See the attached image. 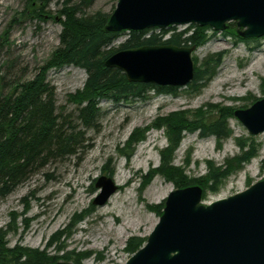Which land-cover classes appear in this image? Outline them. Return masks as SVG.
Here are the masks:
<instances>
[{"label": "rangeland", "instance_id": "rangeland-1", "mask_svg": "<svg viewBox=\"0 0 264 264\" xmlns=\"http://www.w3.org/2000/svg\"><path fill=\"white\" fill-rule=\"evenodd\" d=\"M66 1L52 0L41 12L46 18L39 20L35 18L37 6L30 7L31 0H0L2 93L7 95L18 84L34 79L61 46L60 19L65 18L60 11ZM118 3L119 0H70L68 5L79 17H109V21ZM169 28L175 30L164 40L173 32L189 29H166ZM240 31L243 29L236 22L227 23L222 32L209 28L207 43L193 52L195 70H203L206 59L222 54L217 73L206 87L195 91L189 84L177 89V95L153 90L147 93V99L102 100L99 115L91 125L79 117V107L71 103V95L85 86L86 71L75 66L52 69L48 81L55 88L56 112L61 114L57 130L72 135L78 143L75 151L66 155L57 153L58 146L53 145L52 153L45 152L26 181L0 197V230L6 233L8 246L47 250L51 255L85 254L81 264H126L133 255L130 240H142L140 248L146 244L161 217L158 212L164 211L167 197L178 189L163 175L151 173L162 166V152L170 146L166 128L158 130L153 125L158 118L172 113L183 112L190 119L203 115L206 122L226 117L230 130V136L222 140L216 136L202 139L199 132L185 135L171 161L189 180L209 176L212 168L225 170L246 152L256 154L241 168L236 166L233 174L216 184L214 190H208V183H204L205 187L194 185L203 189V197L206 194L204 204L264 180V134H251L235 116L236 110L248 109L264 99V37L244 40ZM129 33L120 32L109 49L119 50ZM136 130L144 135L129 147L127 142ZM111 170L119 189L104 206L94 205L100 193L95 183ZM149 178V184L144 186ZM77 214H82L83 219L69 230ZM63 230L65 235L48 247L50 239ZM61 261L77 264L75 260L58 262Z\"/></svg>", "mask_w": 264, "mask_h": 264}, {"label": "trees", "instance_id": "trees-1", "mask_svg": "<svg viewBox=\"0 0 264 264\" xmlns=\"http://www.w3.org/2000/svg\"><path fill=\"white\" fill-rule=\"evenodd\" d=\"M32 1L30 7L37 6V9L34 8L37 13L35 18L44 20L46 17L40 12H43V8L49 6L52 0ZM69 1L64 3L60 11V15L65 18L60 19L63 26L61 46L34 79L18 84L7 95L0 91V197L9 195L17 185L26 181L32 167L45 157V152L52 153L53 145L58 146L57 153L65 155L73 153L76 149L77 140H74L72 135L67 136L57 130L60 118L54 114L55 89L48 81V73L52 69L72 65L86 71L87 80L84 88L71 95V100L79 107V117L91 125L99 115L102 100L121 102L131 98L147 99V93L153 90L162 95H177L178 88L175 87L128 82L125 74L120 70L106 67L105 61L112 54L124 49L164 44L199 48L208 41L206 34L208 27L192 25L182 32H173L166 40L164 38L175 28L165 29L160 33H156L157 29H150L130 32L126 42L120 46L119 50L114 51L109 48L120 33H111L106 30L109 17L104 20L79 17L75 8L68 5ZM56 19L59 20V18ZM221 57L222 54L211 56L205 60L203 70H195V78L190 84L192 89L199 91L207 86L217 73ZM203 117L198 115L197 118L190 119L185 113L180 112L157 119L153 127L158 130L166 128L170 146L163 150V164L151 172L153 175H163L167 181L175 183L178 189L194 185L205 187L204 183H208V190L212 191L216 184H220L233 174L236 166L241 168L256 156L252 151L246 152L235 158L234 165H230L225 170L212 168L209 176L195 181L189 180L185 172L172 165L171 161L172 154L180 148L185 135L199 132L202 139L216 136L219 140L230 136L226 117L215 122H206ZM143 135V131L136 130L127 145L130 147L138 142ZM240 146H244L242 141ZM106 169L107 165L104 170ZM113 175L114 171L111 170L108 176L112 178ZM150 180L151 178L144 182V186L148 185ZM203 198L206 199V194ZM158 213L163 214L162 211ZM82 219V214H77L69 230ZM63 235L65 230L53 236L48 247L58 242ZM5 238L6 233L0 230V264H54L60 260H75V263L81 264L84 259L82 257L85 255H74V252L51 255L47 250L28 249L21 245L11 248ZM142 243V240H130L129 246L133 254Z\"/></svg>", "mask_w": 264, "mask_h": 264}, {"label": "water", "instance_id": "water-1", "mask_svg": "<svg viewBox=\"0 0 264 264\" xmlns=\"http://www.w3.org/2000/svg\"><path fill=\"white\" fill-rule=\"evenodd\" d=\"M231 22L243 29L239 35L244 40L264 37V0H119L106 30L197 25L222 32ZM195 50L141 46L115 52L105 65L120 70L130 83L182 88L195 78ZM235 116L251 134H264V99L236 110ZM95 187L100 190L93 201L97 206L119 189L107 176L97 179ZM202 199L199 186L173 190L146 244L126 264H264V180L209 204Z\"/></svg>", "mask_w": 264, "mask_h": 264}, {"label": "bare ground", "instance_id": "bare-ground-1", "mask_svg": "<svg viewBox=\"0 0 264 264\" xmlns=\"http://www.w3.org/2000/svg\"><path fill=\"white\" fill-rule=\"evenodd\" d=\"M40 14H42L41 12H40ZM42 16H44L43 14H42ZM45 17V16H44ZM231 23H234V22H231ZM230 23V24H231ZM147 30H150V29H147ZM69 66H72V65H69ZM76 67V66H75ZM84 70V69H83ZM52 86V85H51ZM53 87V86H52ZM54 88V87H53ZM55 89V88H54ZM71 103H73V104H75L73 101H71ZM55 104H56V101H55ZM76 106H78L77 104H75ZM56 110H57V108H56V105H55V107H54V114H55V116L56 117H61V114H57V112H56Z\"/></svg>", "mask_w": 264, "mask_h": 264}]
</instances>
